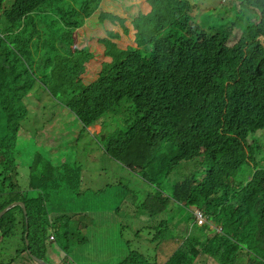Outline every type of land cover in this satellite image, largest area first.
<instances>
[{"label": "trees", "instance_id": "16d2710c", "mask_svg": "<svg viewBox=\"0 0 264 264\" xmlns=\"http://www.w3.org/2000/svg\"><path fill=\"white\" fill-rule=\"evenodd\" d=\"M60 1L0 0V20L6 26L0 29V213L14 203L26 207V215L15 207L0 219V236L7 238L9 253L16 237L12 258L24 255V260L34 264H40L34 257L46 264H68L47 247L48 242H55L53 248L61 250L57 233L48 231L59 224L66 239L62 250H66L71 230L63 220L70 214L50 213L42 198L21 191L16 158L21 130L36 137L42 131L34 128V122L53 125L70 111L83 131L102 126L107 115H121V137L101 140L102 133L98 140L112 160L133 163L130 171L148 186L143 190H155L140 200L151 218L188 214L196 220L201 212L221 227L220 233H213L206 226H195L162 264H194L199 256H205L209 264H264V171L235 184L244 165H228L229 156L236 158L235 139L264 127V0H224L208 14L213 21L206 30L196 21L195 5L189 0H76L67 10L76 17L63 31L66 36L77 33L79 38L62 35L46 48L44 60L37 65L35 50L15 46L7 36L15 34V29L29 35L36 28L25 19L36 16L43 5ZM253 18L259 19L256 25L249 22ZM83 27L86 31L79 35L77 29ZM235 35L241 38L229 46ZM27 55H32L29 61ZM100 61L104 63L96 75L89 71L82 77L91 62H96V70ZM40 94L49 102L42 104ZM125 99L127 108L122 107ZM193 132L195 136L190 137ZM176 134L183 135L182 144L174 141ZM50 138L62 144L74 137L55 134ZM158 142L165 152L170 144L177 152L168 167L183 162L185 167L186 180L173 186L168 197L149 177ZM43 147L42 143L38 149ZM60 147L64 148L59 145L54 153ZM47 165L46 174L52 170ZM198 169L199 174L192 175ZM62 179L61 186L72 189L70 181ZM35 183L31 179L28 189L33 190ZM169 221L158 220L137 232L158 231ZM112 244L111 236L99 249L108 251ZM130 255L123 264H160L148 263L134 251Z\"/></svg>", "mask_w": 264, "mask_h": 264}, {"label": "rangeland", "instance_id": "374dc122", "mask_svg": "<svg viewBox=\"0 0 264 264\" xmlns=\"http://www.w3.org/2000/svg\"><path fill=\"white\" fill-rule=\"evenodd\" d=\"M223 1L189 0L191 4L195 5V19L203 30H206L209 22L213 21L208 19V14L212 13L211 10L214 6L223 4ZM75 4L76 0L47 3L35 13L36 16L25 19L26 24H29V20L33 21L36 29L29 30L28 33L35 35L19 34L15 29L13 31L15 34H11L7 38L15 46L29 47V51L35 50L38 53L35 58L37 65H39L45 58L46 48L54 41L61 40L62 35L66 36L63 30L69 29L66 25L71 26V18L76 17L75 13L67 12V10ZM146 9L149 7L147 6ZM61 22L64 24V29L60 27ZM249 22L256 25L259 19L253 18ZM57 26L61 29H55ZM38 27H41L42 31L40 36H38ZM5 28L6 26L0 20V29L4 31ZM85 31L84 27L77 29L79 35ZM21 36L27 40L23 42L20 40ZM67 36L79 38L77 34L75 37L73 35ZM36 37L40 38L41 41L35 40ZM240 38V36L235 35L231 38V42H228V45L236 44ZM32 55H27L25 59L29 61ZM102 63L104 62L100 61L97 69L94 70L93 66L96 62H91L90 69L82 77L88 76L89 71L90 73L93 72L92 76L96 75ZM89 78L83 79L84 82H88ZM42 95L44 94L39 95L43 99L42 104L49 102V98L47 96L42 97ZM122 107H128L126 99L123 101ZM38 113L41 114L42 112ZM46 114L49 112H45ZM34 123V128L42 131L40 134L37 132L36 137H32L27 131L21 130L19 132L18 156L16 158L17 183L21 191H27L30 197L42 198L50 213L70 214L63 220L66 225H70L71 230L68 239L70 243L67 244L66 250H62V246L66 243L64 229L60 228L59 224H55L48 231L53 230L57 233L59 243L62 246L60 250L53 248L55 242H48V252L63 257L68 264H122L124 260H129L132 257L130 252L134 251L142 254L148 263L158 262L162 264L194 231V220H190L188 214L184 217L177 215L173 219L159 216L151 218V215L141 208L140 200H145L148 196L154 195L155 190L153 188L152 190H143L148 186L143 180H140L138 173L130 171L129 166L133 163H128L126 160H112L106 155L98 136L104 133L101 140L107 136L117 141L121 137L119 133L123 128L120 114L107 115L102 119V126L91 127L87 131H83L81 123L70 111L68 117L64 115L53 125L48 122L44 124V121ZM32 124L33 122L30 121L26 128L30 129ZM63 124L66 125L62 127ZM60 127H62L61 131L52 132L54 129L59 130ZM43 130L48 131V133ZM55 134L58 136L71 135L74 138L71 143L63 141L62 144H57L50 138L51 135ZM46 136L50 140H47ZM189 136L193 137L195 133H190ZM257 137L261 139V144H264V131L259 132ZM42 143L44 147L40 150L38 148ZM59 145H63L64 148L60 147L61 150L54 153L55 148H59ZM160 146L159 151L155 153V164H152L149 177L152 182H157L162 187L161 194L168 197L172 194L173 186L186 180V173L184 162L172 169L168 167V162L177 155L173 145L170 144L166 152L163 149L165 146L163 144ZM42 150L45 151L43 153L44 160L40 155ZM39 151L41 152L39 153ZM52 155L54 159H51ZM194 163L200 164V161ZM47 164L52 165V170L51 173L46 174ZM243 165H245L243 170L234 178L235 184L248 180L251 176L247 161L238 163L236 166L242 167ZM262 166L264 167V164ZM199 172L200 169L195 170L192 175L195 176ZM63 177L70 181L68 186H71L72 189L67 190V185L61 186L59 181L62 182ZM78 177L81 178L80 183L77 182ZM31 179L36 182L33 190L28 189ZM149 190L150 192H148ZM66 195L71 198H65ZM48 220L54 223L50 218ZM158 220L170 221L158 231L151 232L142 229L141 233L137 232L142 227H152ZM199 224H210V229L214 228V225L208 222L206 217L205 222L201 221ZM111 236L113 237L112 246L108 251H101L99 249L100 243L109 242ZM167 242H169L168 248H166ZM173 250L174 252L170 254ZM8 251L6 238L5 243H0V264H4L2 259L10 255ZM205 258V256L197 257L194 264H209L211 261L205 260ZM17 264H23V262L18 261Z\"/></svg>", "mask_w": 264, "mask_h": 264}, {"label": "clouds", "instance_id": "9594fccd", "mask_svg": "<svg viewBox=\"0 0 264 264\" xmlns=\"http://www.w3.org/2000/svg\"><path fill=\"white\" fill-rule=\"evenodd\" d=\"M262 128L264 127L250 129L244 135L235 139L236 142L234 146H232V150L234 151L236 150V158H230L229 156L228 165L247 161L250 167L251 174H258L264 171V167L262 166V164H264V144H261V139L257 137V134L262 131ZM182 136L183 135L176 134V138L174 141L180 142L182 144ZM230 151L228 149L226 153L230 154ZM202 216H203V221L205 222V216L203 214ZM206 219L208 222L214 225L213 229H210V224H203V225L199 224L197 222V219L194 220L195 226L197 227L206 226L208 230L213 233L221 232V227L216 225L213 222L212 218L206 217Z\"/></svg>", "mask_w": 264, "mask_h": 264}, {"label": "crops", "instance_id": "0c3cea01", "mask_svg": "<svg viewBox=\"0 0 264 264\" xmlns=\"http://www.w3.org/2000/svg\"><path fill=\"white\" fill-rule=\"evenodd\" d=\"M13 240H14V244H13V246L11 248V253H10V255L5 256V258L2 259L4 261L3 263L4 264H17L18 261H22L24 264H32L31 261L24 260V255L21 258H17V257L12 258L13 257L12 256L13 255V252L16 253V250H15L16 237H13ZM5 241H6V238L3 239V237L0 236V243L1 242H5Z\"/></svg>", "mask_w": 264, "mask_h": 264}, {"label": "water", "instance_id": "95a60500", "mask_svg": "<svg viewBox=\"0 0 264 264\" xmlns=\"http://www.w3.org/2000/svg\"><path fill=\"white\" fill-rule=\"evenodd\" d=\"M15 207H20L22 210H24L25 215H26V207H25V205H23L22 203H14V204H12L11 206H9L7 209L3 210L0 213V219L3 218L6 215L7 212L11 211ZM34 260H36L40 264H46L45 262H43V261H41V260H39V259H37L35 257H34Z\"/></svg>", "mask_w": 264, "mask_h": 264}, {"label": "built area", "instance_id": "2783aa9c", "mask_svg": "<svg viewBox=\"0 0 264 264\" xmlns=\"http://www.w3.org/2000/svg\"><path fill=\"white\" fill-rule=\"evenodd\" d=\"M202 214H199L198 217H197V222H201L203 221V216H201Z\"/></svg>", "mask_w": 264, "mask_h": 264}]
</instances>
